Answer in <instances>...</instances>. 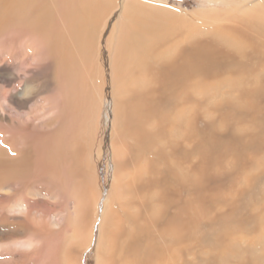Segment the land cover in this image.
Masks as SVG:
<instances>
[{
	"label": "rangeland",
	"instance_id": "374dc122",
	"mask_svg": "<svg viewBox=\"0 0 264 264\" xmlns=\"http://www.w3.org/2000/svg\"><path fill=\"white\" fill-rule=\"evenodd\" d=\"M108 3L99 22L105 25L100 53L87 78L95 113L84 125L88 130L86 138L73 146L75 155L73 152L71 162L62 157L54 170L46 169L52 177L58 176L61 190L57 194L44 181L16 196L7 184L0 185V214L6 215L10 228L18 230L14 243L6 242L8 252L0 247V264H64L60 254L67 251L71 264H108L110 245L107 247L106 241L119 227L113 219L119 223L132 214L145 219L148 229L157 234L156 224L165 220L168 228L160 235L170 255L168 264H264V0ZM126 4H137L142 10L164 9L180 21L169 23L175 25V32L160 46L164 49L171 44L170 51L148 57L146 70L134 74L133 79L143 85L135 82L126 88L138 92L145 106L137 126H126L127 132L121 136L113 127L118 109L115 105L122 104L129 93L117 94L111 85L107 39ZM42 42L15 27L0 30V73L14 77L0 76V116L6 119L0 120L1 144L9 133H13L15 141L20 136L27 142L42 141L69 127L67 119L63 125L58 114L64 88L52 85L56 72ZM195 43L208 50L203 68L182 77L177 96L173 95V102L166 104V92L157 91V81H161L157 67L174 57L178 48H189ZM24 89L30 97L24 107L7 105V91L17 93ZM141 133L147 137L143 138L145 147L138 141L134 146V137L139 140ZM121 139L130 152L124 153L127 162L121 175L118 171V182L130 186L135 178L137 183H148L144 196L132 192L126 198V191L121 190L123 196L116 188L111 142L121 145ZM160 152L165 154L163 159ZM133 155L136 162L131 163ZM75 165L86 178L83 185L80 173H73ZM166 168L172 175L167 176L172 203L162 208V204H156L154 192L159 186L155 183L166 174ZM73 186H78L77 191L72 192ZM117 193L126 203L132 200L131 207L124 208ZM15 205L29 209V213L14 212ZM162 210L165 211L160 214ZM77 228L83 237L73 235ZM3 230L0 228V232ZM33 232L46 241V247L43 241L35 244ZM4 241L0 244L5 245ZM9 243L11 246L7 247ZM36 248L40 249L38 257L34 255Z\"/></svg>",
	"mask_w": 264,
	"mask_h": 264
},
{
	"label": "bare ground",
	"instance_id": "6f19581e",
	"mask_svg": "<svg viewBox=\"0 0 264 264\" xmlns=\"http://www.w3.org/2000/svg\"><path fill=\"white\" fill-rule=\"evenodd\" d=\"M109 1L110 0H0V30H2V28L14 29L15 27L24 32L30 33L31 37L43 41L42 43L46 48V53L49 56V60L54 66L56 72L52 85L57 84L64 88L63 96L58 95V97L62 96V100L60 98L59 100L63 102V104L60 105L61 109L58 111V114L60 115L59 118L63 122V125L65 124V119H67V123L69 124L68 129L65 128L64 132L60 131L58 134L55 133L56 135H52V138L50 139H44L42 141L41 139L32 141L28 140L27 142L25 138L23 139L20 136L18 139L15 138L17 140L15 141L13 140V133H9L7 140H5L2 144L0 143V185L7 184L8 189L11 190L14 196L21 195L23 191L31 189L33 184L38 181L46 182L52 187L53 192L55 193L58 191L60 192L61 190L58 176L52 177V172L47 174V170H54L55 164L60 161L62 157H66L67 160H70L69 162H71V156L73 152L75 155L73 146H75V143L77 142L80 143L84 141L88 133V130L85 129L84 125L88 123L89 118L91 119V115L95 106L94 101L91 99V91H88L87 78L89 76L91 77L90 71L93 69L91 64L93 62V64H95V61H97L96 56L100 53V40L105 25H102V23L99 22L102 20V18H104L102 17V13L104 10H106ZM132 6L133 5L126 4L121 9V11H119L120 13L118 12V24L112 29L111 34L107 39L110 52V60L108 61H110L109 75L111 78V85L115 87V93L117 94H122L123 92L124 96V92L129 93L127 98L122 99V104L120 102L118 105H115V109H118H114V132L121 136L123 132H127L126 126L130 128L132 125L135 127L137 126V121L140 120V114H143L142 111L144 110L143 107L145 106L144 100L137 96L139 95L137 94L138 92L136 93L135 90L129 92L126 88L135 85L136 80L133 79L134 74H139L146 70V59L148 57H155V54H159L157 56H160L161 54L163 55L170 51L173 45H168L166 48H164L165 50L160 48V46L162 43H164L163 40H168L169 37L175 32V25L170 26L169 23L180 21L177 20L176 17L174 18L171 14H168L169 12L163 11L164 9H155L152 7L153 9L151 8L142 10L137 8V4L133 7ZM161 20L164 23L161 22ZM207 51L208 50L206 48H203L202 45H199L198 43L191 45L189 48H178L174 53V57L169 60H165L162 67H157L158 71H160V73L158 72V75L161 76V81H159L160 79L157 81L159 83L158 87H160V89L157 91L163 93L166 92L165 94L168 95L165 98L166 104L173 102V95L176 94L177 96V90L180 88V80L182 77H185L187 73L197 72L203 68V61L206 55L208 56V54H206ZM0 76H4V78L9 77L11 79L14 78L10 73L8 75H3L0 73ZM28 82L29 81H27V83ZM137 82L140 86L143 85H141V81ZM27 87L29 86L26 85L25 89H27ZM25 89L21 92L17 91V93H10L7 91L5 96L7 105L17 108L24 107L30 98L29 95L25 93ZM142 92L143 90H141V93ZM128 115L129 117H127ZM137 117L138 120H136ZM0 120L6 121L5 117L1 116ZM13 122L14 121H11V123ZM9 129L12 130L10 127ZM143 138L144 136L142 133L140 134L139 140H137L135 136L134 146L135 141L141 143L143 142ZM144 139H147V137ZM123 141L124 140L121 139V145L115 146L113 145V142H111L112 156L114 161L113 163H115L114 168L116 177L114 180H116V188L120 189L121 194V190L124 189L126 191V198L128 195L132 194V192L135 195L141 194L144 196L143 192H147L146 187H148V183H145L147 185L143 184L144 182L137 183L135 178L134 180L132 179V182H130V186L121 185L118 182V171L119 175H121L120 171L123 170L124 164L127 162L126 158H124V153L130 152L127 151L126 145ZM143 146L145 147L144 142ZM159 155L160 159H163L165 154L164 152H160ZM121 158L123 160H120ZM135 159V155L130 157L131 163L136 162ZM146 169L148 170V167ZM43 170L44 173H42ZM77 172L80 173L81 178L83 179V182L80 185H83V183L86 181V178L84 180L82 169L76 167L73 173L76 174ZM168 174H171L169 170L166 172V174L161 175L162 177H160V179H158L155 183V186L159 184V186H156V188L158 187V190L154 192L155 197L157 198L156 204H162V208H165L167 205L172 203V193L169 192L170 180L169 178L167 179V176L169 177L172 175ZM171 180L175 182L173 177ZM77 181L75 182L77 183ZM88 183L90 184V182ZM70 189H72V192H75L77 191L78 186H73V188ZM83 189L86 190V187L83 186ZM78 192L80 194V191ZM117 196L118 198L120 197V199L124 198L121 197L119 193H117ZM86 200H88V198ZM122 201H124V199H122ZM131 201L132 200L127 203L124 201L123 207H131ZM143 203L145 204L144 201ZM81 205L83 206V203ZM147 205L148 204H145V206ZM14 209V212L18 214H20L22 211L27 212L25 215L29 213V209L24 210L23 206L21 205H15ZM164 211L165 210L160 211V214H163ZM5 218V214H0V228L4 229L2 232H0V242L2 243V241L5 239V245L0 244L1 248L2 246L4 248L6 246V242L8 243V241L14 243L16 239L15 236L18 231L17 229L10 228V225L12 224H6ZM10 219L16 220L17 218ZM161 220L162 219H160L159 223L155 226L159 233L157 234L155 232H151L148 229L149 223L145 222V219L133 217V214L132 217L129 215L124 217L119 221V223L116 222V219H113V224L119 227L117 230H115V233H113L114 231L112 229L113 232L109 237L113 238L109 239L108 237L109 240L106 241L107 247L110 245V261L108 264H168V262H170V255L164 245V238L160 235L164 234L168 227L165 220ZM19 221H21V219H19ZM179 222L177 221V223ZM12 231H15V233ZM38 232H33V241H37L34 243L37 244L38 242L43 241L41 243H44L43 245H45L46 241L41 240L38 237ZM79 232L80 231L78 230L77 233H73V235H76V237L80 238L83 237L81 235L82 233L80 234ZM89 236H91V232H89ZM23 239H26V237ZM176 243L179 242L177 241ZM9 245L10 243L7 244V247ZM46 245L43 247H46ZM39 247L42 249L41 245H39ZM5 249L7 250L6 247ZM40 249H34V255L37 257L39 255ZM6 250L3 251L6 252ZM67 252L60 254L62 257L61 263L71 264L72 259H70V254ZM0 257L2 259V256ZM37 257L36 259H38ZM38 261L39 260H37V262Z\"/></svg>",
	"mask_w": 264,
	"mask_h": 264
}]
</instances>
